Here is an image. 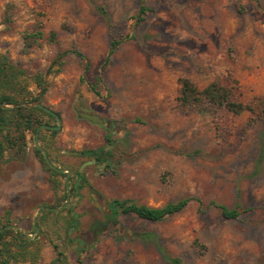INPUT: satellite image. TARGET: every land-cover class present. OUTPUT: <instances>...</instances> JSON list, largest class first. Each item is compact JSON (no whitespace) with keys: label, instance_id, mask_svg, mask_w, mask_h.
<instances>
[{"label":"rangeland","instance_id":"obj_1","mask_svg":"<svg viewBox=\"0 0 264 264\" xmlns=\"http://www.w3.org/2000/svg\"><path fill=\"white\" fill-rule=\"evenodd\" d=\"M35 30L42 37L24 52L22 34ZM110 38L120 42L102 66ZM0 54L33 94L42 77L41 103L60 118L44 141L58 168L89 184L79 180L71 196L60 177L68 198L47 206L71 203L80 222L71 236L86 233L113 198L148 206L190 198L160 221L119 214L126 236L109 226L88 250L61 245L66 264H171L158 247L178 264H264V0H0ZM59 55L62 65H52ZM179 77L225 85L254 112L181 113ZM33 138L22 162L0 163V221L29 237L37 233L29 220L54 203ZM96 148L109 151L101 164L77 154ZM210 201L237 203L240 213L224 218ZM53 257L45 242L34 264Z\"/></svg>","mask_w":264,"mask_h":264},{"label":"trees","instance_id":"obj_2","mask_svg":"<svg viewBox=\"0 0 264 264\" xmlns=\"http://www.w3.org/2000/svg\"><path fill=\"white\" fill-rule=\"evenodd\" d=\"M145 10L146 8L143 5L139 6L137 21L141 20L140 15ZM4 21H9L7 14ZM53 35V32H49L50 39L53 38ZM41 37L40 30L23 33V51H28ZM119 42V39H109L107 55L102 66ZM72 52L83 59L78 51L72 50ZM62 57V55L57 56L52 61V65L55 64L60 67L63 62ZM88 69L89 63L85 61L83 71L87 72ZM22 76H24V72L10 63L5 55L0 54V163L22 162L26 156L27 142L31 135L37 132V139L42 142L41 146L46 151L52 166L44 161L42 154L34 147L33 151L42 168L47 172L54 203L50 205L42 204L43 207L39 209L38 214L29 220L30 229L37 228V233L32 237H27L25 232L15 227L9 220L0 221V264L25 262L34 264L40 258L41 246L45 242H48L54 251V257L50 260V264H66L65 252L61 245L66 246L79 241L80 252L88 250L98 239L99 234L109 226H113L118 231L119 237L126 236L125 229L121 225L119 226L117 220L119 214L131 213L141 219L155 222L177 213L186 206L190 200L189 197H180L159 206L136 204L128 199L113 198L106 203L105 209L101 211L102 217L91 221L86 233H76L71 236L72 232L78 230L80 224L78 215L73 211L71 203L62 206L58 210L47 208V206L53 207L63 204L66 197L65 183L59 179L65 176V172L57 169L56 160L51 155L50 147L43 138L44 131L49 132L51 135L57 132V130L43 127V125H51L49 120L55 118L36 106L27 105L33 101L41 102L40 95L45 91L42 86V77L40 75L34 76V83L39 91L33 94L27 89L26 83L22 81ZM177 84L176 108L181 113H216L220 109L233 115L244 111L254 112V108L249 103L239 101L234 97L231 88L215 81H211L203 87H198L190 79L179 77L177 78ZM260 112L264 116V108L260 109ZM55 113L59 117L58 112ZM77 154L101 164L107 160L109 151L100 148L81 149ZM66 168L69 167L62 166V169ZM69 170L71 171L70 168ZM74 178L73 174H70L67 179L71 196L76 194L79 180L89 186L80 172L75 171ZM209 204L216 207L224 218H235L240 213L237 203L231 207L214 201H210ZM63 212L64 214H62ZM194 243L201 246L196 240H194ZM158 249L167 261L171 264H178L177 258L169 257L161 248L158 247Z\"/></svg>","mask_w":264,"mask_h":264},{"label":"water","instance_id":"obj_3","mask_svg":"<svg viewBox=\"0 0 264 264\" xmlns=\"http://www.w3.org/2000/svg\"><path fill=\"white\" fill-rule=\"evenodd\" d=\"M27 105H29V106H36V107H38V108H40V109H42V110H44V111H46V112H48V113H50L51 115L54 116L55 121H56L55 124H54V125H43V127H45V128H49V129H51V130H56V129H58V128L60 127V118L56 115V113H55L53 110H51L50 108L46 107V106L43 105L41 102L33 101V102H31V103H29V104H27ZM77 114H78L81 118H84V119H86V120H88V121H90V122H93V123H99V122H101V119H100L98 116H96L95 114L88 113V112H83V111H78ZM33 145H34V148H35L36 150H38V151L42 154V157H43L44 161H45L48 165L52 166V164L50 163V161H49V159H48V157H47V154H46V151L44 150V148H43L41 145H38V144H37V132L34 133ZM57 169L60 170V171H63V170H64V169H62V168H57ZM65 172H66V174H65V176H64V182L66 183V182H67V177H68V170L65 169ZM68 193H69L68 190H66V199L68 198ZM66 202H67V200H66ZM59 207H60V206H59ZM59 207H58V208H59ZM51 209H52V208H51ZM54 209H56V208H54ZM15 227H17V226H15ZM17 228H18V227H17ZM18 229H20V228H18ZM20 230H21V229H20ZM34 230H37V228L35 227ZM25 235H26L27 237L30 236V235L27 234V233H25Z\"/></svg>","mask_w":264,"mask_h":264}]
</instances>
